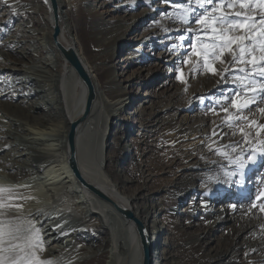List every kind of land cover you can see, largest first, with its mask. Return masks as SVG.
Segmentation results:
<instances>
[{
	"label": "bare ground",
	"instance_id": "obj_1",
	"mask_svg": "<svg viewBox=\"0 0 264 264\" xmlns=\"http://www.w3.org/2000/svg\"><path fill=\"white\" fill-rule=\"evenodd\" d=\"M7 1H11L9 7L17 9L15 15L27 21L21 22L19 33L0 40V50L6 51L5 56L15 64L9 66L11 71L0 70V187L13 189L14 202L23 205L21 211H11L7 218L30 220L41 229L45 247L39 253L41 259L54 264H144L138 222L147 235L152 264H195L202 253L200 241L217 226L225 234L219 248L209 253L206 264H264V214L251 209L264 190V165L256 174L260 188L247 204L241 203L245 194L237 183L239 175L228 176L235 167L183 172L174 180H166L165 189L154 180L155 191L161 190V195H146L142 189L145 177L141 157L145 150L135 138L136 124L129 127L121 115V109L128 107L126 95L131 92L127 87L142 76L136 73L127 87L118 86L109 63L115 52L128 47L125 42L130 38L122 36L127 31L132 33L136 22L148 17L155 1L95 0L93 7L89 6L91 0H55V7L51 0ZM3 3L0 0V6ZM224 10L235 11L226 6ZM118 11L125 18H114L113 13ZM176 20L171 21L168 31H178ZM55 28L58 44L72 48L80 58L91 88L60 51L54 40ZM218 69L223 71L224 67ZM196 71H201V81L191 95L217 92L211 100L214 106L205 108L204 113L198 111L187 127L178 128L179 122L170 120L160 130L177 135L205 123L211 128L205 148L219 144L248 148L240 131L233 135L223 119L222 107L231 100V95L220 92L226 81L206 73L203 64ZM196 71L192 69L191 75ZM233 73L230 70L226 74L227 80ZM98 91L103 95L96 99ZM178 95L179 100L187 101L189 91ZM226 96L229 99L225 100ZM141 101L138 98L132 104L138 117L142 114L138 109ZM174 107L178 110L182 104ZM208 108L215 117L208 115ZM259 108H264V100L257 97L243 115L262 124L264 115L260 116ZM249 110L254 114H248ZM157 112L167 114L168 109L158 107ZM252 131L254 135L246 130L249 138L257 139L256 128ZM260 138L264 139V132ZM151 152L155 162L163 161L157 147ZM71 155L78 174L70 167ZM256 166L248 165L244 175ZM175 193L182 198L198 195V200L184 210L191 217L205 212L208 232L196 235L191 242L194 245L180 234L163 239L167 227L160 219L168 224L175 213L172 199L162 203L161 197L170 198Z\"/></svg>",
	"mask_w": 264,
	"mask_h": 264
},
{
	"label": "rangeland",
	"instance_id": "obj_2",
	"mask_svg": "<svg viewBox=\"0 0 264 264\" xmlns=\"http://www.w3.org/2000/svg\"><path fill=\"white\" fill-rule=\"evenodd\" d=\"M22 1L23 0H20V3H22ZM154 1L156 5L148 9V17L141 22H136V25L132 27V33L131 31H127L122 36V39L126 37L130 38L125 42V45L128 47L122 52L121 50L115 52L112 62L109 63L113 70L112 78L118 86H124L129 83L131 77L135 76L136 73L142 76L137 83H133L128 87L126 85L131 93L126 95V105H128V107L121 109V115L126 119V125H129V127L136 124L138 132H136L135 138L138 140V146L145 150V154L141 157V168L145 177L142 189L146 195H161V190L158 192L155 191L156 185L154 180H156L158 187L162 184L161 187L165 189L166 180H174L183 172L190 173L192 171L207 170L210 168L228 170L234 167L229 164L224 156L216 151L217 148L231 153L233 158L240 152V148L233 153L231 148L225 149L223 147L225 145L220 144L213 148H205V143L211 133V128H208L205 123L197 126L196 130V126H194L191 129H185L184 133L177 135L175 132L160 130L170 120L179 122L178 128L180 126L187 127L190 123L189 121L196 116L198 111L204 113L205 108L214 106L215 103L211 102V100L215 99L219 93L212 92L210 96L199 94L193 97L191 95L192 88H196L201 81V71H196L191 75L192 64L185 63V61L191 59L193 62H197L200 67L203 64L202 59L198 60L197 57L191 56V45L197 38L198 33H190L187 31L189 25H185L184 23L182 25L180 24L182 21L176 15V13L180 12V9L175 8L174 5H189L192 12L188 14V18L189 24L193 29L199 27L195 24V19H197L199 15H202L205 9L200 8L195 0ZM10 2L11 1H7V3H3V5L0 6V32H3L0 35V40L4 37L10 38L13 34L19 33L21 22L27 21V19L22 18L21 15H15L17 9L13 11L15 6L9 7L8 4H10ZM104 2L107 3L110 2V0H104ZM228 2H231V0ZM95 3V0H91L89 6L93 7ZM205 7L209 10L211 8L210 5H206ZM20 8L21 7H19L18 10H20ZM94 8L98 9L99 7ZM12 15H14L13 18H11ZM113 15L114 18H125L122 11L115 12ZM75 16L73 15L72 18L75 19ZM176 17L177 22L175 25L179 26L178 31L170 32L168 28L171 27V23H173L171 21ZM233 18L235 17H229V19ZM78 20L81 22L80 18ZM27 35L30 36V34ZM181 37H183V39ZM26 38V40L30 39V37ZM4 52L6 51L0 50V70L11 71L9 66H14L15 64L9 61V58L5 56ZM225 57L230 56L226 55ZM214 67L218 69L225 66L216 62ZM247 67L248 70L251 71V66ZM178 70L184 73L187 81L186 85L182 84L177 79ZM234 75H239V73L234 72L230 75L229 80L220 87V92H224L231 96L234 94L237 90L236 85L231 82V78ZM185 87H187V91L184 90ZM188 91L189 96L187 101L178 99V94L180 92L188 94ZM97 95L98 97L96 99H99L102 98L103 93L98 91ZM138 98L142 100L138 105V109L142 110L140 117H138L135 110L132 109L133 102L138 100ZM208 99H210V101ZM143 100H149V102H143ZM181 104L182 107L178 110L175 107L172 108L173 105L177 106ZM186 105H191L192 107L190 109H183ZM158 107L167 108L168 113L163 115L158 114ZM247 112L250 115L254 114V111L251 112L249 110ZM207 113L215 117L211 109L208 110ZM257 115L258 114L253 116L256 117ZM153 116L155 117L152 118ZM260 116H262V114H260ZM246 125V121L243 122V120H238L234 122V126L229 127L228 124L226 126L232 129L233 135H236L241 127H244L245 131H250L252 135H254L252 128L249 129ZM249 139H251L253 143L256 141L255 136H251ZM153 147H157L159 154L163 157L162 162L154 161V155L151 152ZM247 147L249 146L247 145ZM169 153L175 156L170 157ZM191 153L192 155L188 156ZM247 154L248 152H245V156ZM258 158L260 159L256 163V169L245 174L243 182L240 183L245 194L241 203H250L251 200L254 199L255 192L260 188V184L258 183L259 177L256 174L261 172V167L264 165V156H258ZM120 166L121 170H124V165ZM178 167H180V169ZM239 180L240 176H238V181ZM246 183L249 185L247 184L245 186ZM234 188L235 187H232V189ZM161 198L162 203H164L165 200L169 202L172 199L174 203L172 210H174L175 213L168 224H165L166 220L163 218L160 219L162 224L167 227L163 234V239L166 240V237L170 235L176 236L180 234L181 238L190 242L191 245H194V242H191L196 235L208 232V227L206 226L207 219L204 215L205 212L203 214L198 213L199 215L196 217H191L189 213L184 212L190 205V202L198 200L197 194H188L182 198L179 193H175L170 198ZM208 206H210V204H207L206 207ZM238 206H240V204H238ZM224 234L221 227L217 226L208 233L204 241H200L202 253L196 259L195 264H206L205 262L209 253L219 248Z\"/></svg>",
	"mask_w": 264,
	"mask_h": 264
},
{
	"label": "snow or ice",
	"instance_id": "obj_3",
	"mask_svg": "<svg viewBox=\"0 0 264 264\" xmlns=\"http://www.w3.org/2000/svg\"><path fill=\"white\" fill-rule=\"evenodd\" d=\"M3 2L7 3V0ZM195 2L200 8L205 9L203 14L195 19V24L199 26L197 29H193L189 24L188 14L192 12L189 5H174L175 8L180 9V12L176 13L178 18L185 25H189L187 31L198 33L191 45V56L197 57L198 60L202 59L206 73L219 76L221 80L227 81L226 74L230 70L239 73L231 78L237 90L231 96L230 104L222 107L225 113L223 119L229 127L234 126L235 121L243 120L247 121V128H256L255 143L249 139L250 133L246 132L244 127L240 128L243 142L249 146L248 148L240 145L223 146L225 149L231 148L233 153L236 152L237 147H240V152L235 158L227 151L216 149L236 169L228 173V176L239 175L240 180L237 183H242L245 168L256 164L258 156H264V139L260 138L261 132H264V123L258 124L255 119L249 120L247 115H243L245 110L256 103L257 97L264 100V0H231V2L195 0ZM206 5L211 6L210 10L205 7ZM225 6L235 11L227 12L224 10ZM230 16L235 18L229 19ZM226 55L231 57L230 61L225 59ZM216 62L225 66L223 71L214 67ZM185 63L192 64L193 71L200 67L191 59L186 60ZM247 66H251V71ZM177 79L186 85L187 81L182 71L178 70ZM184 90L187 91V87ZM224 99L229 98L226 96ZM220 103L221 101L217 100V104ZM258 111L264 114V108H259ZM213 135L216 133L214 132ZM245 152H248L246 156ZM15 200L13 189L0 187V264H54L51 260L41 259L39 255L45 251L40 228L30 220L20 217L7 218L9 212L21 211L23 208V205L14 202ZM251 209H258L264 214V190L256 196Z\"/></svg>",
	"mask_w": 264,
	"mask_h": 264
},
{
	"label": "water",
	"instance_id": "obj_4",
	"mask_svg": "<svg viewBox=\"0 0 264 264\" xmlns=\"http://www.w3.org/2000/svg\"><path fill=\"white\" fill-rule=\"evenodd\" d=\"M54 7H55V0H51ZM55 11H56V8H55ZM57 33H58V28H55V35H54V40L56 42V44L58 45L60 51L62 52V54L66 57V59L69 61V63H71L74 68L76 69V71L84 77V79L87 81L88 83V86L91 88V85L88 81V77L85 75L84 71H83V66H82V63H81V60L80 58L77 56V54L74 52V50L72 48H64L62 46H60L57 42ZM71 136H72V132L70 134V148L72 149L73 148V145H72V139H71ZM70 167L72 169V171L76 174L77 173V167L75 165V162H74V159H73V156L71 155V159H70ZM100 195V194H99ZM122 213L124 215H126L127 217H130L131 214L128 212V211H125V210H121ZM136 223V227H137V230L140 234V239H141V245L143 247V253H144V261L143 263L144 264H152L151 261H150V258H149V244H148V239H147V235L146 233L143 231V228L141 227V225L138 223V222H135Z\"/></svg>",
	"mask_w": 264,
	"mask_h": 264
}]
</instances>
